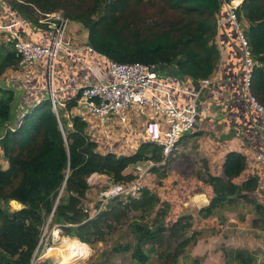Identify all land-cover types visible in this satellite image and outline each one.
Listing matches in <instances>:
<instances>
[{"label":"trees","instance_id":"trees-1","mask_svg":"<svg viewBox=\"0 0 264 264\" xmlns=\"http://www.w3.org/2000/svg\"><path fill=\"white\" fill-rule=\"evenodd\" d=\"M20 1L10 0L8 4L24 19L34 22L29 20L34 14L30 5L45 13L59 8L61 0ZM231 1L234 0H91L83 5L70 0L66 16L87 31L89 47L109 61L153 65L159 72L201 81L214 73L220 61L215 42L218 19L227 16L224 4ZM154 3L178 17L164 25H150L149 20L137 22L129 10L130 5ZM234 14L255 63L249 91L264 108V0H242ZM18 63L14 52L0 45V76ZM12 101L13 93L0 88V132L10 121ZM74 104L69 103L67 108ZM59 119L63 133L50 101H43L25 113L18 129L6 132L0 140V150L8 163L7 169L0 168V264H29L41 229L52 212L51 225H62L63 236L93 245L103 242L117 226L125 225L132 242L113 247V253L131 252L137 264H147L151 254L156 255L157 264H178L188 246L196 242L197 234H188L192 217L180 216L167 225L168 207L151 190L143 188L139 198L111 201L90 220L81 206L91 175H105L113 183L131 182L134 177L124 170L144 160L159 162V149L142 144L130 156L102 155L95 151L96 143L87 139L79 118L70 119L72 126L67 129ZM245 167L244 157L229 153L221 177H200L213 194L209 204L198 212L201 219L214 218L218 209L245 203L257 216L251 225L264 231L263 206L251 196L257 179L241 185L233 182ZM158 170L152 171L158 175ZM15 180L17 185L12 188ZM10 201L23 207L10 211ZM230 254L237 264H252L255 258L242 250Z\"/></svg>","mask_w":264,"mask_h":264},{"label":"crops","instance_id":"crops-1","mask_svg":"<svg viewBox=\"0 0 264 264\" xmlns=\"http://www.w3.org/2000/svg\"><path fill=\"white\" fill-rule=\"evenodd\" d=\"M5 4L9 8L1 6L0 25H9L15 22L14 19L19 20V24L12 29L14 32L30 43L45 45L51 37L47 26L24 19L8 3ZM10 13H13V17ZM226 17H221L224 21L215 38L220 50V61L210 76H215L213 82L200 89V81L181 78L171 74L172 72H160L158 77L172 87L170 97L177 109L190 106L193 94L200 92L196 103L198 121L194 130L179 141L170 169L166 167L164 170L168 177L160 178L161 186L152 191V187L147 185V181L155 174L152 171L144 184V188L157 194L161 203L168 207L167 216L173 213L192 216L209 204L212 190L200 177L206 174L221 177L222 165L229 153L240 154L246 163L244 171L233 182L241 185L249 179H257L256 190L251 196L264 209V167L255 162V155L264 148V117L248 100L242 49L238 43L236 29ZM68 28L66 41L69 47L60 52L52 78L53 95L61 105L58 109L63 111L62 118L66 120V127L68 125L71 128L70 119L77 117L85 125L87 139L96 143L97 153L103 155L107 152L120 156L135 154L144 124L148 117H151L150 113H136L131 110L126 123H120L113 118L104 127L87 114L83 107L76 104L81 86L111 82L112 78L108 72L107 59L89 47L87 33L81 31L74 23ZM0 45L13 51L9 32H0ZM0 88L13 93L8 127L21 124L25 113L30 112L35 105L49 100L46 71L39 61L21 63L19 59L17 67L7 68L0 76ZM149 97L158 99L161 103L165 102V96L160 92H151ZM72 102L75 104L67 108ZM55 115L63 133L60 115ZM196 159L198 165H195ZM175 163L177 167L193 166L197 172L181 171L174 168ZM201 165H204L203 169ZM96 175L97 178L104 176L93 174L89 179L92 180ZM171 182L178 184L171 189ZM190 183L196 184L190 187ZM16 204L19 206L16 210L23 207L17 202ZM251 209L250 207L249 211L253 212ZM180 214L177 218L182 216ZM258 246L264 251L263 237L260 238Z\"/></svg>","mask_w":264,"mask_h":264},{"label":"built area","instance_id":"built-area-1","mask_svg":"<svg viewBox=\"0 0 264 264\" xmlns=\"http://www.w3.org/2000/svg\"><path fill=\"white\" fill-rule=\"evenodd\" d=\"M240 4H236L235 0L224 4L227 11L226 20L233 23L237 32L239 45L242 49L243 68L245 69V88L247 90L248 100L252 107L264 117V108L258 104L249 91L252 77L251 70L255 63L251 58L247 41L240 30L234 14ZM1 6L8 7L0 0V8ZM12 14L10 13L13 17ZM41 16L39 23L46 25L51 31V37L45 45L30 43L22 39L18 33L14 32L12 30L13 27L20 22L16 19H14L15 22L12 24L0 25V32H9L13 52L20 59L21 63L39 61L43 64L48 79L47 93L51 107L53 112L58 114V106L61 105L54 98L52 78L55 63L60 52L64 48L69 47V43L65 41L69 21L57 14L49 15L45 13L41 14ZM223 21L221 18L218 19V30L222 26ZM106 61L112 81L81 86L76 104L83 107L87 114L93 116L98 124L104 127L113 118L117 119L120 123H126L131 110H134L136 113H150L151 117H148L144 124L142 136L138 142V148L142 144L153 145L159 149L161 159L159 162L144 160L128 166L124 170V173L131 174L134 179L126 183L108 184L100 193L98 207L91 209L82 208L83 212L88 215V220L94 219L101 211L105 210L111 201H127L129 199L139 198L142 194L144 183L152 170L167 166L177 149L179 141L194 130L198 121L196 103L200 92L192 93L193 100L190 106L177 109L174 101L170 97L172 87L158 79L160 72L157 67L138 62L120 64L109 60ZM214 77L212 76L201 80L200 89H203L213 82ZM151 92L162 93L165 96V102L161 103L158 99H151L149 97ZM20 125L19 123L16 127H8V125L3 127L2 132H0V140L3 134L8 131H15ZM255 162L264 167V148L255 155ZM87 183H90L89 178L87 179ZM52 214L46 223L48 225L51 224ZM61 227L62 225H52V230L48 234L41 229L38 244L29 264H42L48 258L50 259L52 252L57 249V245L62 241L70 242L73 240L69 237L60 238V235H62ZM74 241L81 245L80 248L82 250L75 257L74 262H76L86 257L85 248H87V245L78 240Z\"/></svg>","mask_w":264,"mask_h":264},{"label":"rangeland","instance_id":"rangeland-1","mask_svg":"<svg viewBox=\"0 0 264 264\" xmlns=\"http://www.w3.org/2000/svg\"><path fill=\"white\" fill-rule=\"evenodd\" d=\"M73 1L81 2L83 5H87L91 2V0ZM3 2L10 4V0H3ZM59 5L60 7L54 9V11H48L45 13L49 15H60L62 18L68 19V25L74 23L79 27L81 31L87 33V31L82 28L79 23L70 21V19L66 16V9H70L71 7L70 0H61L59 2ZM30 7L34 14L31 15L32 19L29 20L34 21L32 22L34 24L40 25L41 23H39V21L41 20L42 16L38 13H45L35 5H30ZM129 10L132 15H134L138 19L137 22H141L142 20H149L150 25H153L154 23H162L164 25L166 21L178 17L177 14L173 13L168 9L163 8L160 3L145 4L143 6L130 5ZM71 11H73V9ZM58 115H60V118L62 119L65 128H70L68 127V125L66 127L67 123L66 120L62 118L63 111L60 108L58 109ZM176 152L177 151L174 152L167 166L157 168L159 169L158 175L156 173L153 174V176H151L150 179L147 181V185L149 187H152V191L156 190L157 187L161 186L159 185L161 184L162 180H160V173L163 172V178L168 177L165 174L164 170L166 167L170 169L172 162L174 161ZM105 154H107V152ZM114 155L120 156L117 154ZM198 164L199 162L196 159L195 165ZM7 167L8 163L3 157L2 151L0 150V168L5 170L7 169ZM200 167H202L203 169L204 165H201ZM174 168H178L181 171L188 170L189 172L193 173L197 172V169H195L193 166L177 167L176 163L174 164ZM200 173H202L201 170ZM98 177L100 178H97L96 175L93 176L92 180L89 179V181H91V183L93 184L89 183V190L86 193L85 198L81 201L82 208L91 209L93 207H98L100 193L108 186V184L113 183L105 175ZM177 184V182H171L170 188L173 189ZM194 184L196 183H190V187ZM16 185L17 180L13 182L11 187L13 188ZM241 205L242 206L240 207L235 205L230 209H218L217 213L215 214V217L208 220H202L201 218H199L197 213H194V215L191 216L192 227L189 230L188 234L189 236H191L193 233H196V242L188 246L184 254L178 259V264H237L232 260L230 254V252L236 250H242L253 254V257L255 258L252 264H264V251H262V249L258 246L260 238H264V232H259L261 231L260 228L253 227L251 225L252 220L257 216H255L253 212L249 211V208L247 207L249 205L245 203ZM0 206H2V202H0ZM9 207L10 211H16V209L18 208L16 202L14 203L12 201L9 202ZM179 214L180 213L169 214L165 219V223L167 225H170L172 222H174V220ZM180 215L186 216L188 214ZM48 219L49 217L46 219L42 227V230L45 231L46 234H48L52 230V225L46 224L48 222ZM129 219H131V215H129ZM62 237L66 238V236L60 235V238ZM74 240L76 239H73L70 242L62 241L59 245H57V249L52 252L50 259L48 258L45 262H42V264H137L132 259L131 252L120 254L112 252L113 247L117 245L125 246L127 243L132 242V238L128 234V230L125 225L117 226L113 233L106 235L105 240L103 242H99L93 245H87V248H85L86 257L76 262H74V259L80 254L82 250L80 248V245ZM157 261L158 260L156 255L151 254L147 264H157Z\"/></svg>","mask_w":264,"mask_h":264},{"label":"bare ground","instance_id":"bare-ground-1","mask_svg":"<svg viewBox=\"0 0 264 264\" xmlns=\"http://www.w3.org/2000/svg\"><path fill=\"white\" fill-rule=\"evenodd\" d=\"M241 0H235L236 4H240ZM63 255V254H62ZM64 257V256H63Z\"/></svg>","mask_w":264,"mask_h":264}]
</instances>
